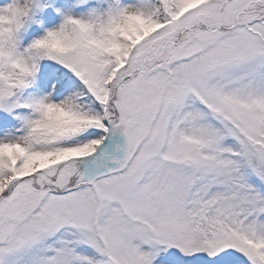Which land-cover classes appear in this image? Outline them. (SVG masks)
I'll return each mask as SVG.
<instances>
[{
  "label": "snow or ice",
  "instance_id": "obj_1",
  "mask_svg": "<svg viewBox=\"0 0 264 264\" xmlns=\"http://www.w3.org/2000/svg\"><path fill=\"white\" fill-rule=\"evenodd\" d=\"M0 264H264V0H0Z\"/></svg>",
  "mask_w": 264,
  "mask_h": 264
}]
</instances>
